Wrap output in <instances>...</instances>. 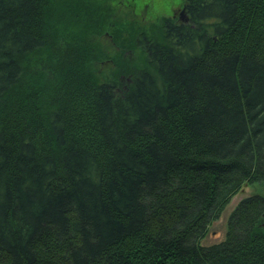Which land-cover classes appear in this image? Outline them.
<instances>
[{
  "label": "trees",
  "instance_id": "16d2710c",
  "mask_svg": "<svg viewBox=\"0 0 264 264\" xmlns=\"http://www.w3.org/2000/svg\"><path fill=\"white\" fill-rule=\"evenodd\" d=\"M47 7L0 0V264H264L261 193L200 244L244 182L264 184V0H186L163 40L139 30L127 88L88 73L71 103L84 48L47 33ZM47 36L40 103L18 113L9 93Z\"/></svg>",
  "mask_w": 264,
  "mask_h": 264
},
{
  "label": "rangeland",
  "instance_id": "374dc122",
  "mask_svg": "<svg viewBox=\"0 0 264 264\" xmlns=\"http://www.w3.org/2000/svg\"><path fill=\"white\" fill-rule=\"evenodd\" d=\"M185 4L186 0H159L148 7L135 6L121 0H47V13L50 16L47 33L53 29L52 38L68 35L75 40L76 37L77 42L81 43L80 47L84 48L76 60L74 71L64 76V92L68 94L66 102L71 103L73 93L70 89H79L80 82L88 73H93L98 81H112L118 91L124 90L131 79L124 74L125 70L129 66L138 67L144 61L143 48L137 43L139 30L154 39L163 40L162 19L170 18L174 22L186 20ZM47 38L46 46L30 56L33 57L28 60L26 70L9 93L18 99L15 103L10 99V103L17 106L15 110L18 113V108L22 107V97L29 93L35 95L31 97L30 103H40L38 93L34 91L49 77V60L45 58L55 52L50 54L53 40ZM128 39L131 45L127 44ZM61 48L63 50V46ZM36 58H41L44 63H39ZM56 100H59L58 96ZM255 193L264 194V184L260 181L244 182L218 218L209 224V232L200 244L209 245L224 239L228 215L241 199Z\"/></svg>",
  "mask_w": 264,
  "mask_h": 264
},
{
  "label": "water",
  "instance_id": "95a60500",
  "mask_svg": "<svg viewBox=\"0 0 264 264\" xmlns=\"http://www.w3.org/2000/svg\"><path fill=\"white\" fill-rule=\"evenodd\" d=\"M124 3H129L135 6H147L157 3L159 0H121Z\"/></svg>",
  "mask_w": 264,
  "mask_h": 264
},
{
  "label": "bare ground",
  "instance_id": "6f19581e",
  "mask_svg": "<svg viewBox=\"0 0 264 264\" xmlns=\"http://www.w3.org/2000/svg\"><path fill=\"white\" fill-rule=\"evenodd\" d=\"M186 20H187V18H186ZM129 83V82H128ZM127 88V87H126Z\"/></svg>",
  "mask_w": 264,
  "mask_h": 264
}]
</instances>
